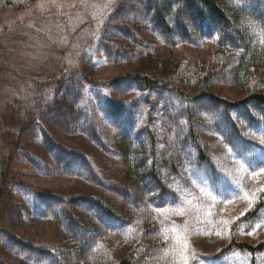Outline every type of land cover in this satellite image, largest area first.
<instances>
[{
	"label": "rangeland",
	"instance_id": "rangeland-1",
	"mask_svg": "<svg viewBox=\"0 0 264 264\" xmlns=\"http://www.w3.org/2000/svg\"><path fill=\"white\" fill-rule=\"evenodd\" d=\"M16 1L23 0H0V109L5 98L31 91V78L53 82L64 75L65 81L32 131H0V264H117L122 258L133 264H264V250L255 256L226 250L231 239L264 243V120L236 122L220 103L243 96L229 76L237 53L199 41L166 50L151 39L149 26L148 13L163 9L160 0H36L21 13ZM256 1L264 12V0ZM189 15L185 9L180 17L188 27L195 24ZM250 18L240 30L261 33ZM143 45L169 51L172 64L186 67L216 64L217 57L230 61L216 68L206 90L213 99L185 105L171 93H146L124 79L136 69L138 47L147 50ZM197 85L183 84L181 91L197 96ZM253 87L264 95V69ZM148 128L158 151L177 163L164 172L177 193L157 196L154 208L145 204L141 182L125 179L115 148L117 133ZM185 133L186 140L195 134L211 148L209 160L200 162L195 150L179 157ZM82 163L86 171L74 172ZM254 208L256 216L243 220Z\"/></svg>",
	"mask_w": 264,
	"mask_h": 264
},
{
	"label": "trees",
	"instance_id": "trees-1",
	"mask_svg": "<svg viewBox=\"0 0 264 264\" xmlns=\"http://www.w3.org/2000/svg\"><path fill=\"white\" fill-rule=\"evenodd\" d=\"M35 1L23 0L22 2H13V6H15L14 10L17 13H21L27 9L30 3ZM172 1H178L179 5L173 4ZM191 1L198 4L199 9L191 8ZM254 3L255 6L253 5ZM158 4L163 7L162 11L157 6L153 13H148L153 16L152 22L149 21V23L151 22L149 24L152 34L151 39L165 45L168 48L166 50L182 45L196 46L199 41V43L217 45L228 53H237L236 58H234L235 62L231 64L229 76L233 84L241 87L243 96L234 102L221 101L220 103L224 105L225 109L231 110L234 113V118L237 119L236 122H238L239 118L244 119L245 122H250L251 120L256 121V118H261L262 122L264 120V95L255 92L256 90L253 87L257 72L264 69V12L260 11L258 2L256 0H160ZM185 9L189 11L190 15L188 18L191 20L194 19L193 21L195 22L190 27L180 20ZM249 9L253 12L249 11ZM166 11L171 14L174 22L171 23V20H166L164 17ZM246 11H249L250 14H247ZM245 16H250L253 22L260 25L259 30H261V33L258 34L254 30H251L253 31L252 33L247 29L240 30L239 27H241L242 20L244 21ZM166 17L168 18V16ZM187 28L190 30H187ZM193 35L197 36V39L191 42L190 36ZM228 36H231L234 41L227 42L226 38ZM143 47L147 48V50L138 47L137 60L139 59V61L134 66V69H136L134 72L125 75L124 79L137 84L146 93L152 91L171 93L185 105L191 104L197 98L204 97L213 99L212 95L206 93V90L210 88L212 79L217 75L218 71L216 68L222 66V61H230L221 60L217 57L215 59L216 64L212 62L208 65H202V62L198 61L197 63H190L191 66L186 67L185 63L180 65L172 64V53L169 51L165 50L161 53H154L155 50L153 51L151 49L152 47L149 49V46L143 45ZM213 65L215 68H212ZM222 72L220 71L219 74ZM74 77L76 76L67 79L66 83L68 87L74 84ZM119 80H122L121 77L114 81ZM64 81V75L53 82L46 79L31 78L29 80L31 91H27L26 95L14 93V96L5 98L0 109V116L7 117L6 120H0V131L2 135L4 136L12 128L18 129L19 132L20 129L29 127L32 131V127H37L43 113L49 111L53 106L55 100L54 94H57L59 90L61 91L60 87H63ZM252 82H254L253 85H251ZM88 83H90L88 85L96 84V82ZM186 83L191 85L190 88L196 87L195 85L199 84L197 87L200 91H198L197 96H189L181 91V85ZM80 84H83L82 78H80ZM18 114H21L22 123H18L16 116ZM11 118H13L14 123L7 122V119ZM189 122L191 125V119H189ZM262 124H264V121ZM191 127L193 126L191 125ZM236 131L235 127H233V132L235 133ZM143 135H145L144 142L141 140ZM115 145L118 157L125 170V179L132 182L137 180L141 182L140 191L144 196L146 205L149 203L154 208L156 205L152 204V202L157 196L161 199L166 194L172 196L171 194L176 192L172 190V183L170 182L169 184L168 176H165L164 172H168L165 169L171 171L177 163L175 160L165 159V154L158 151V148H156V137L151 129L141 130L137 134L132 133V131L130 132V130L128 132L121 131L115 137ZM183 146L185 152H180V158L183 154L185 156L187 150H195L200 162L207 161L211 157V148L206 150L195 134L190 133V138L186 140L185 133ZM54 149L64 152V149L59 144H55ZM176 150L173 152L177 153ZM67 151L70 155H73V151ZM79 158L82 159L84 157ZM69 163L70 161L66 162V164ZM87 165L82 163L79 170L74 169V172L86 171V169H83V166L87 167ZM176 177L181 178L182 175L177 174ZM131 188L133 187L126 188L127 190L125 189L129 195H132L130 192L132 191ZM126 203L139 205L136 201L133 203L128 201ZM179 205H181V202ZM94 207L99 208L97 201L94 203ZM257 211L258 209L254 208L253 211L242 219L254 218ZM104 213L100 212V214ZM109 213V215L114 217L112 212L109 211ZM105 217H107V214H105ZM226 248V250H236L242 254L255 256L264 250V243L253 247L251 244L245 242L239 243L231 239ZM117 264H133V262L128 258H122Z\"/></svg>",
	"mask_w": 264,
	"mask_h": 264
}]
</instances>
